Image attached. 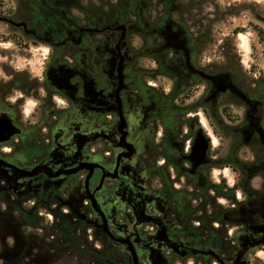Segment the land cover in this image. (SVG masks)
Segmentation results:
<instances>
[{
    "label": "flooded vegetation",
    "instance_id": "1",
    "mask_svg": "<svg viewBox=\"0 0 264 264\" xmlns=\"http://www.w3.org/2000/svg\"><path fill=\"white\" fill-rule=\"evenodd\" d=\"M45 3L51 11L60 7L58 21L61 22L45 27L46 30L44 25L47 24L40 28L35 17L39 5ZM75 3L73 0H15L16 6L10 12L12 16L20 15L22 9L29 13L16 19L5 17L6 20L2 21L21 33L17 37L9 33L5 40L27 49H46L47 57L44 58L45 78L42 83L23 78L24 74L19 72H12L8 81H0V116H5L17 128V134L9 143L0 144V192L9 193L19 207L45 205L53 200L66 202L63 198L79 206L81 200L86 199L83 209L92 213L98 231L106 227L103 235L110 247L122 245L120 240L125 236L129 239L126 244L133 251L139 253L143 249L156 248L165 256L167 264H188L187 259L199 264L201 258L204 264H211L213 259L210 257L191 255V244L182 241L180 216L183 213L177 196L184 190L189 191V186L194 187L190 189L192 192H197V188L207 189L208 185L213 188L206 176L215 169L216 163L208 149L204 156L202 150L211 143V134H216L214 73L210 67L205 72L207 77L194 70L198 69L195 61L191 63L194 59L175 60L180 62L181 69L180 72L175 67L176 71L171 70L175 75L173 80L170 79L172 86L180 87L182 79L193 80V76L201 77L204 84L199 110L206 119L205 123L184 119L175 112L176 107L169 103L167 95L160 97L159 103L153 101L151 85L136 68L140 59L136 55L137 47L133 46L136 38L132 34L133 26L119 25L118 21L88 13L87 9H81L80 17L74 18L71 5ZM8 20L22 25L17 27ZM39 87L45 94L41 99L40 119L37 124L26 127L20 115L22 111L19 114L16 108L23 106V96L37 98ZM194 87L198 88L199 84L186 91ZM14 90L22 94L18 101L20 105L9 103L7 97ZM58 98L66 103V107L55 110L53 104ZM243 103L244 115L239 130L245 134L244 141L261 143L264 108L255 111L253 101L245 99ZM40 125L46 128L45 133L36 129ZM91 134L98 135L96 141L102 149L91 154L90 144L86 143L77 150L72 136L85 139L84 136ZM94 163L96 167L90 170ZM260 164L244 178L251 180L254 171L264 168V161ZM232 170L242 176L238 169ZM157 174L167 175L170 180L161 179L163 177L159 178ZM183 176L187 186L183 184ZM155 181L157 187H153ZM241 195L244 200L240 205L249 204L253 198L251 189ZM91 199L96 202V213L91 209ZM122 210L127 212L118 219ZM139 210H143L145 218L139 217ZM33 215L22 216V220H31ZM154 220L165 229V242L155 240L157 223ZM119 221L128 227H119ZM140 221L143 225L135 230V224ZM145 224L153 228L146 229ZM243 226L237 239L244 242L237 250L248 243L247 236L251 240H254L251 236H256L248 234L250 226ZM25 239L27 249L16 257L29 264V260L33 261L32 250H44V247L33 237ZM170 240L176 242L174 247L182 246V250L171 248ZM126 244H123L125 250L128 248ZM233 259L214 260L217 264H223L222 261L234 264Z\"/></svg>",
    "mask_w": 264,
    "mask_h": 264
},
{
    "label": "rangeland",
    "instance_id": "2",
    "mask_svg": "<svg viewBox=\"0 0 264 264\" xmlns=\"http://www.w3.org/2000/svg\"><path fill=\"white\" fill-rule=\"evenodd\" d=\"M73 1L76 2L71 5L73 10L71 15L74 18L80 17L81 9H87L88 13L103 18L109 17L110 21L114 19L119 25L127 23L133 26L132 34L139 39L138 41L135 38L133 41V46L137 47V58L140 59L136 68L139 74L141 73L140 76L145 77L146 82L151 85L149 88L152 89L153 101L159 103L160 97L164 98L167 95L169 103L176 107L175 112L184 119H195L205 123L206 119L199 110L204 84L201 83L203 80L201 77L200 80L193 76V80L188 77L187 80L182 79L180 87L172 86L170 79L173 80L175 77L172 71H176L177 68L180 72L181 69L180 62L175 60L194 59L191 63L195 61L194 65L198 67L194 70L204 76L210 67V71L214 73L213 78L226 79L238 92L235 95L237 98L228 91L216 93L214 116L216 134H211V143L208 144V148L205 147L202 155L204 156L208 149L214 157L215 169L206 176L213 188L208 185L207 189L197 188V192H192L190 189L194 187L189 186V191L184 190L177 196L179 209L183 213L180 216V230L182 241L191 244V255L210 257L213 259L211 264H217L216 259L220 261L228 257L234 258L232 260L234 264H264V255H261L264 254V168L254 171L251 180L244 178L246 173L249 174L252 168L258 167L264 161V138L261 143L257 140L244 141L245 134L240 132L238 126L244 115V100L239 95L253 101L255 111L264 108V0H179L180 7L169 23L166 22L160 8L152 4L149 6L151 0H130L131 8L127 9L125 15H122L118 8L119 0ZM15 6V0H0V81H8L12 72H19L24 74L23 78L42 83L45 78L44 58L47 57V50H38L36 47L27 49L5 40L9 33H12L13 37L21 35L20 31L2 22L6 20L5 17L16 19L29 13L28 10L22 9L20 15L12 16L10 12ZM35 14L40 28H43L45 23L47 25H44V28L52 26L53 23H61L52 14L39 11ZM21 25L15 24L17 27ZM196 84H199L198 88L186 91L188 87ZM38 94L37 98L23 96V106L16 108L19 114L22 111L20 115L26 127L37 124L40 119L41 99L45 95L41 87ZM21 96L20 92L14 90L7 98L9 103L20 105L18 101L21 100ZM175 99L177 100L174 101ZM53 105L55 110L66 107V103L59 98ZM224 108L226 112H223ZM48 110L49 108L45 111ZM0 123H5L15 131L7 140L0 142L9 143L17 134V128L3 115L0 116ZM199 126L202 128L201 124ZM36 129L41 134L46 131L43 125ZM81 137L72 136L77 150L86 143L90 144L91 154L102 149L101 144L96 141L97 134L84 136L85 139ZM5 149L8 151L9 147L6 146ZM231 163L242 176L226 166ZM91 165L93 169L96 167V163ZM241 177L243 178L241 181L246 180L253 193L249 204L240 205L244 200L239 190ZM159 178L170 180L167 175H160ZM185 182L187 180L183 176V184L187 186ZM157 185L155 181L153 187ZM29 201L32 202V199ZM63 201L66 202L53 200L45 205L28 204L19 207L15 205L9 193L0 192V264L27 263L16 257L27 249L24 245L26 237H33L44 247V250L37 248L32 250L33 261L29 260V264H134L131 253L123 247L124 242L126 244L129 239L123 236L120 240L122 245L110 247L103 235L104 228L101 227L98 231L94 226L92 213L83 209L86 199L81 200L79 206L68 202V198H63ZM91 209L93 210L92 207ZM93 212L96 213L95 210ZM126 212L119 211L118 219ZM31 213H34L31 220L28 218L22 220V216L30 217ZM138 213L141 219L145 218L143 210H139ZM82 219L86 221L81 222ZM62 220L63 223L70 221L74 230L59 232L57 228ZM154 222L157 223H154L157 227L155 240L165 242L167 240L165 229L159 221ZM141 225L142 221L137 222L134 229L138 230ZM243 225L250 226L248 234L254 233L256 236H251L254 240L247 236L248 243L245 242L244 248L237 250L236 248L244 242L237 239L240 237L238 231H241ZM118 226L123 229L128 227L121 221L118 222ZM145 228L151 229L153 226L145 224ZM107 230L109 231L108 228ZM196 237L198 239H195ZM170 242L171 248L182 250L180 245L173 246L176 244L175 241ZM133 252L137 264H167L165 256L156 248L150 247L149 250L143 249L139 253ZM187 263L195 264L192 259H187ZM204 263L201 258L199 264ZM220 263L225 264L223 261Z\"/></svg>",
    "mask_w": 264,
    "mask_h": 264
},
{
    "label": "trees",
    "instance_id": "3",
    "mask_svg": "<svg viewBox=\"0 0 264 264\" xmlns=\"http://www.w3.org/2000/svg\"><path fill=\"white\" fill-rule=\"evenodd\" d=\"M46 1V0H45ZM150 1V0H149ZM149 6H151V4L156 7V8H160L161 9V12H163V14L165 15V19H166V22L169 23L170 20L172 19V16H174L175 12L178 10V8L180 7V4L181 2H179V0H151L149 2ZM141 5V4H140ZM118 8L121 12L122 15H125V12L127 11V9H130L131 8V1L130 0H119L118 1ZM56 11V13H55ZM39 12L40 13H46V14H52L54 15L56 18H59L60 16V7L59 8H55V10L51 11L48 9V4H43V5H39ZM226 112V108L223 109V112ZM232 169L235 170V166L231 163V164H228L226 165ZM246 181V180H244ZM240 192L242 194L246 193V192H249V187H248V184H247V181L246 183L244 184V182L241 183V186H240ZM15 210H17V207L15 206ZM36 213V212H35ZM64 217H62L63 219ZM65 222V221H64ZM32 226H36L34 223H30ZM59 230V232H69L70 230H74V227H73V224L68 221L66 223H63V220L59 223V227L57 228Z\"/></svg>",
    "mask_w": 264,
    "mask_h": 264
},
{
    "label": "water",
    "instance_id": "4",
    "mask_svg": "<svg viewBox=\"0 0 264 264\" xmlns=\"http://www.w3.org/2000/svg\"><path fill=\"white\" fill-rule=\"evenodd\" d=\"M214 81H216V86H217L216 92L217 93H224L226 90H230V91L238 93L237 91H235V88L232 86V84L228 83L226 81V79H223L222 77H217V78H214ZM239 97L241 99L245 100V98L242 95H239ZM14 133H15V131L13 128L7 126L5 123H0V142L7 140V138ZM203 150H204V148H203ZM203 150H202V152H203ZM91 168H92V165H90L89 169L91 170ZM89 176H90V174L88 175V177ZM91 207L93 208V210L98 212V210L96 208V202L93 199H91ZM103 228H104V230H106V228L104 226H103ZM127 249H129V252L131 253L133 263L137 264L136 256L133 252L132 247L128 246Z\"/></svg>",
    "mask_w": 264,
    "mask_h": 264
},
{
    "label": "clouds",
    "instance_id": "5",
    "mask_svg": "<svg viewBox=\"0 0 264 264\" xmlns=\"http://www.w3.org/2000/svg\"><path fill=\"white\" fill-rule=\"evenodd\" d=\"M261 255H264V254H261Z\"/></svg>",
    "mask_w": 264,
    "mask_h": 264
}]
</instances>
